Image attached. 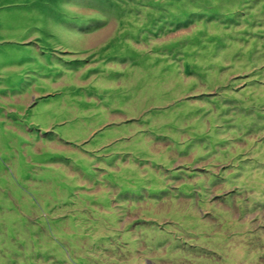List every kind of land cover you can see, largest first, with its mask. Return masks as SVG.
I'll return each mask as SVG.
<instances>
[{
	"label": "rangeland",
	"instance_id": "1",
	"mask_svg": "<svg viewBox=\"0 0 264 264\" xmlns=\"http://www.w3.org/2000/svg\"><path fill=\"white\" fill-rule=\"evenodd\" d=\"M0 264H264V0H0Z\"/></svg>",
	"mask_w": 264,
	"mask_h": 264
}]
</instances>
